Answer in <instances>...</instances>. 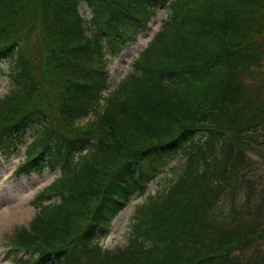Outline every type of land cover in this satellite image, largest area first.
Instances as JSON below:
<instances>
[{
  "label": "trees",
  "instance_id": "obj_1",
  "mask_svg": "<svg viewBox=\"0 0 264 264\" xmlns=\"http://www.w3.org/2000/svg\"><path fill=\"white\" fill-rule=\"evenodd\" d=\"M163 7L162 28L132 73L96 119L80 123L109 87L107 48L119 54L133 44ZM36 34L46 41L40 76L27 46ZM261 67L264 0H0V80L12 85L0 99V158L18 153L31 135L15 177L60 169L51 188L64 192L44 205L31 230L19 231L8 258L264 264L248 254L264 242L262 216L223 209L228 196L236 200L251 154L264 148ZM178 156L177 178L138 207L128 244L103 251L99 236Z\"/></svg>",
  "mask_w": 264,
  "mask_h": 264
},
{
  "label": "rangeland",
  "instance_id": "obj_2",
  "mask_svg": "<svg viewBox=\"0 0 264 264\" xmlns=\"http://www.w3.org/2000/svg\"><path fill=\"white\" fill-rule=\"evenodd\" d=\"M80 12L86 20L90 18V10L86 8L84 2L80 4ZM166 16L167 9L163 7L150 19V29L139 35L141 38L137 44L135 41L132 45L130 44L123 51H120L118 55H114L113 57L106 55L103 67L108 71L111 91L116 90L123 79H126V76L132 73L133 62L140 55V50L146 43L151 42L155 32L162 28ZM88 22H85L86 25H88ZM27 46L29 53L34 59V64L40 70V76L42 75V71L46 70L44 58L45 38L42 36L38 37L36 34L29 39ZM261 69H264V67H261ZM11 89L12 85L9 80L2 78L0 80V99L10 92ZM110 92L103 90L100 103L107 101L108 93ZM92 119V115L88 114V116L82 117L80 123H88ZM25 139L28 141L31 140L30 135H26ZM24 157L25 153L19 151L6 160L7 165L4 169L0 168V264H8V261H4L7 246L16 241L19 231L21 233L28 231L27 229L31 230L34 220L39 217L44 207L43 205L55 203L56 200L42 202L38 200L37 194L47 184L49 185L51 181L61 177L58 172L52 173L46 171L42 176L36 173L28 176L20 175L11 178L7 183L4 177H8L12 172V163L15 160L22 162ZM182 164L183 158L180 156L171 160L160 169L152 180L144 185V190L139 189L135 191L128 205L113 219L107 230L108 235L106 237L99 236V239L96 240L103 251L117 250L128 244L129 236L132 233L131 225L138 214V207L144 204L149 197L159 195L168 188L177 178ZM241 182L242 184H239V186L242 187L239 189L236 200L232 201L231 196L225 199L224 212H230L236 215V217H241L246 215V212L250 210L248 215L255 217L258 215L262 216L258 222L261 223V226H264V148L260 154H256L255 152L251 154L250 165H248L244 180ZM251 185H253V188ZM19 187L23 188L20 189ZM249 187L252 188L250 192ZM248 192L250 193V199L248 204H246L243 198ZM233 205L236 206L237 211L232 210ZM248 254L254 257H256V254H259L264 261V242L262 244L260 243L258 248ZM95 259L92 257L88 258V263L92 264Z\"/></svg>",
  "mask_w": 264,
  "mask_h": 264
},
{
  "label": "bare ground",
  "instance_id": "obj_3",
  "mask_svg": "<svg viewBox=\"0 0 264 264\" xmlns=\"http://www.w3.org/2000/svg\"><path fill=\"white\" fill-rule=\"evenodd\" d=\"M33 71L35 72L34 76H39L40 70H39V68L35 64L33 66Z\"/></svg>",
  "mask_w": 264,
  "mask_h": 264
}]
</instances>
